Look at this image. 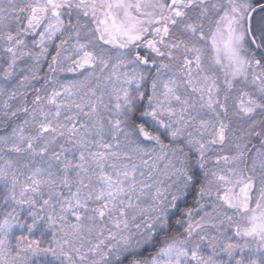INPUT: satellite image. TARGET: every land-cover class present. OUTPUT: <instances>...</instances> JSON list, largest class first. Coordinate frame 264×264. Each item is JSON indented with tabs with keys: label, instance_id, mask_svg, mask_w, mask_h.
I'll return each mask as SVG.
<instances>
[{
	"label": "snow or ice",
	"instance_id": "obj_1",
	"mask_svg": "<svg viewBox=\"0 0 264 264\" xmlns=\"http://www.w3.org/2000/svg\"><path fill=\"white\" fill-rule=\"evenodd\" d=\"M0 264H264V0H0Z\"/></svg>",
	"mask_w": 264,
	"mask_h": 264
}]
</instances>
